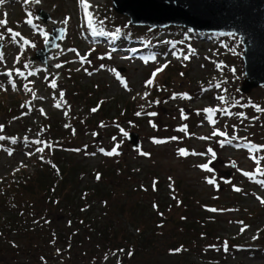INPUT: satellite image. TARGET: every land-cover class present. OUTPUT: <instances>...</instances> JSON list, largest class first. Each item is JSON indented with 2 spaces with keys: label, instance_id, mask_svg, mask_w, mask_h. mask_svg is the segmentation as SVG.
<instances>
[{
  "label": "rangeland",
  "instance_id": "obj_1",
  "mask_svg": "<svg viewBox=\"0 0 264 264\" xmlns=\"http://www.w3.org/2000/svg\"><path fill=\"white\" fill-rule=\"evenodd\" d=\"M86 2L87 9L80 0H4L0 4V21H6L0 24V52L4 57L0 60V136L5 137L0 140V196L8 195L6 184L41 170L40 162L51 160L52 152L62 155L61 160L63 155L68 159L75 156L70 152L78 153L84 160L85 181L92 180L102 157H108V162L124 160L131 164V170L119 176L124 181L119 182L123 200H142L150 210L152 200L177 201L175 213L180 215L184 212L180 201L188 200L192 208L187 216H208L207 220L214 222L217 240L205 246L209 254L189 255L185 262L264 264V186L258 183L264 181V175L256 171L259 167L264 172V149L252 147L264 145V111L258 110L264 109V86L247 94L241 92L245 78L241 39L177 26H135L114 10L112 0ZM40 10L50 14V19H40ZM60 28L64 37L50 52L47 63L35 59L36 50L42 49L53 30ZM117 29L116 37L94 34ZM164 65L154 83L146 86L153 72ZM53 81L55 88L51 87ZM174 93H186L190 99L181 95L173 99ZM93 108L98 110L92 112ZM208 108L217 109L211 114L214 124L208 119L209 113L203 111ZM181 109L186 119L181 117ZM151 112L157 115H147ZM184 125L186 132L180 130ZM121 129L128 135L137 132L139 146L133 147ZM217 129L227 136H213ZM233 136L237 139H231ZM169 137L179 139L153 142V138ZM226 139L231 143L221 146L219 141ZM117 144L119 155L105 154ZM38 148L43 151L37 152ZM138 148L150 155H141ZM209 148L216 153L215 159ZM178 149L205 155L181 156ZM203 164L213 171L199 167ZM241 170L253 173L254 178ZM208 179H214L215 184ZM112 183L118 184L116 180ZM233 186L240 191H234ZM57 216L55 222L63 228L66 216ZM117 220L122 230L138 233L126 219ZM155 231L159 236L162 233ZM163 235L170 239L169 232ZM24 238L12 237L11 249L2 247L5 238L0 236V264L42 263L23 250ZM156 240L164 242V238ZM168 246L167 253L174 249ZM184 252L191 253L187 247ZM183 255L186 253L181 250L173 251L157 264H176L183 261ZM59 257L55 255L49 264H69ZM138 257L124 259L122 252H116L108 261L88 264H137ZM144 263L148 261L142 257L139 264Z\"/></svg>",
  "mask_w": 264,
  "mask_h": 264
},
{
  "label": "trees",
  "instance_id": "obj_2",
  "mask_svg": "<svg viewBox=\"0 0 264 264\" xmlns=\"http://www.w3.org/2000/svg\"><path fill=\"white\" fill-rule=\"evenodd\" d=\"M70 154L75 156L68 159L63 155L61 160L62 155L52 152V159L40 162L41 170L33 176L5 185L8 195L0 196V218L3 223L0 236L5 238L2 247L12 249V237H25L23 250H27L38 262L40 260V264H49L55 255L69 264L108 261L110 254L116 252H122L124 259L131 260L139 255L135 261L137 264L142 257L148 261L146 264H157L161 259H167L164 256H169L174 249L186 253L183 261L176 264H199L185 260L189 255L209 254L205 246L213 245L217 229L214 222L207 220L208 216L204 219L187 216V211L191 212L189 209L192 208L190 201H180L179 205L183 206L184 211L180 215L179 212L175 213L177 201L152 200L150 210L142 200H123L119 184L123 178L119 176L126 169L131 170L130 163L124 160L108 162V157H102L92 174V180L85 181L84 160L78 153ZM38 158L40 161L43 159ZM97 174L100 179H97ZM115 180L118 184L113 185L112 181ZM58 213L66 216L67 222H63V228L55 222ZM117 217L133 224L138 233L135 235L122 230ZM155 230H161V235H157ZM164 231L169 232L170 239L163 235ZM156 238H164V242ZM169 244L174 249L168 248L167 253ZM184 247L191 253L184 252ZM76 249L78 253L75 254ZM129 252L132 254L129 255ZM58 260L54 261L57 263ZM6 264L26 263L11 261Z\"/></svg>",
  "mask_w": 264,
  "mask_h": 264
},
{
  "label": "water",
  "instance_id": "obj_3",
  "mask_svg": "<svg viewBox=\"0 0 264 264\" xmlns=\"http://www.w3.org/2000/svg\"><path fill=\"white\" fill-rule=\"evenodd\" d=\"M112 5L135 26H177L238 36L244 49L241 92L247 94L264 86V0H112ZM38 16L44 21L51 17L42 10ZM51 36L42 49L36 50L35 59L42 63H47L50 52L64 37V29H54ZM128 140L133 147L140 144L137 132H131Z\"/></svg>",
  "mask_w": 264,
  "mask_h": 264
},
{
  "label": "snow or ice",
  "instance_id": "obj_4",
  "mask_svg": "<svg viewBox=\"0 0 264 264\" xmlns=\"http://www.w3.org/2000/svg\"><path fill=\"white\" fill-rule=\"evenodd\" d=\"M35 2H36V3H39V0H35ZM2 3H4V0H0V4H2ZM80 3L83 4V6L85 7V9H87V8L89 7V5L87 4L86 0H80ZM67 19H68V18L65 19L64 23H67ZM4 23H6V21H0V24H4ZM28 23H31V20H29ZM101 23H103V22L101 21ZM90 26H91V19H90ZM9 31H11V30H9ZM94 34H95V35H102V36L116 37V36L119 34V29H117L115 32H104V31H100V32H94ZM19 35H20V33H15V36H19ZM2 38H3V37L0 36V39H2ZM25 43H27V41H25ZM184 58H185V59H188L189 57H188V56H185ZM3 59H4V57H3V53L0 52V60H3ZM82 59H84V58H82ZM153 59H154V57H153ZM57 67H60V65H57ZM101 67H104V66L101 65ZM163 67H166V65L162 66L161 68L156 69V70L153 72L152 77L149 78V79L145 82V85H146V86H151V85L154 83V79H155L156 74H157L158 72L162 71V70H163ZM113 71H115V70H113ZM18 74L23 75L22 73H18ZM30 74H31V73H30ZM8 75L10 76V75H11V72H9ZM117 76L119 77V74H118V73H117ZM122 83H123V86H124L125 88H127V83H126V81H122ZM15 87H16V85H15V83L13 82V89H15ZM24 87H25V89H26L27 91L32 92L33 96H35V93L33 92V90H32L31 88L28 87V85H24ZM51 87H53V88L56 87V84H55L54 81L51 83ZM217 87H218V85H217ZM60 95H61V97H63V92H61ZM177 95H181L183 98H188V99H190V97H189L186 93H185V94H176V93H174L172 98L175 99ZM147 96H148V93H145V94H144V97L146 98ZM220 99H221V100H224V97L221 96ZM159 102H160V101H155V103H159ZM56 106H57V107H60V104L58 103ZM257 107H258V106H257ZM97 110H98V108H93V109H91L92 112H95V111H97ZM258 110H260V111H264V109H259V107H258ZM41 111H43V110H41ZM203 111L209 113L208 119L214 124V123H215V120L212 119V115H211V114L214 113L215 111H217V109L208 108V109H204ZM225 114H229V113L225 112ZM136 115H137V116H140L141 113H140V112H137ZM147 115H149V116H156L157 113H155V112H151V113H147ZM237 115H239V116H243L244 114H243V113H238ZM181 117L184 118V119H186V117L184 116V111H183V109H181ZM117 127H119V125H117ZM153 127H155V124H153ZM2 128H3V125H0V130H2ZM180 130L186 132V131H187V125H184ZM121 131L124 132L123 129H121ZM124 135L127 136L128 133H127V132H124ZM212 135H213V136H216V135L227 136L226 133H224V132H220L218 129H217L216 131H214V132L212 133ZM3 139H5V137L0 136V140H3ZM10 139H12V142H13V143L16 142L15 138H10ZM115 139H116V138L113 137V140H115ZM176 139H179V138H178V137H169V138H167V139H165V140H160V139L153 138V142H154V143H167L168 140H176ZM200 139L207 140V139H210V137H200ZM231 139H237V137L233 136ZM231 139L221 140V141H219V142H220L221 146H223L224 143H231ZM239 139H245V138H239ZM25 140H27V137H25ZM36 143H42V142H41V141H36ZM249 143H250V142H249ZM49 147H50V145H49ZM252 147H254L255 150H257V151L260 150V149H264V145H260V146H252ZM118 148H119V144H117L116 146H114V147L111 149V151H108V152L105 153V154H106V155H109V156H112V155H119ZM138 150H139V148H138ZM42 151H43V148H38V149H37V152H42ZM100 151L103 152L104 150L101 149ZM139 151H140V154L143 155V156H149V155H150V153L143 152L142 150H139ZM208 152L212 154V159H215V158H216V153L213 151V149L209 148V149H208ZM9 154H11V150H9ZM178 154L181 155V156H187V155H189V154H191V155H205V153H196V152H194V151H193L192 153H189V151L186 150V149H178ZM41 158H42V157H41ZM252 158H253L254 160H256V157H255V156H253ZM257 164H259V161H257ZM199 167H202L203 169H205V170H207V171H213V169H211V168L209 167L208 164L199 165ZM241 171H242V174H243V175H245V176H247V177H249V178H254L253 173H251V172H243V170H241ZM256 171H257L258 173H260L261 175H264V172H262L261 169H260L259 167H257ZM97 179H100V175H99V174H97ZM170 179H171V178H170ZM207 182L210 183V184H215V180H214V179H208ZM258 183H260L262 186H264V181H258ZM153 186H154V188H155V181H154ZM170 187H171V185H170ZM217 187H218V185H217ZM233 190H234V191H240V189H239L238 187H235V186H233ZM261 203H264V199H261ZM153 206H154V207H157L156 205H153ZM211 211H218V210H217V209H211ZM243 230H244V229L242 228L241 231H243ZM180 250H181V249H174V250H172V251H176V252H178V251H180ZM120 251H123V250H120ZM128 254L131 255L132 253L129 252Z\"/></svg>",
  "mask_w": 264,
  "mask_h": 264
}]
</instances>
